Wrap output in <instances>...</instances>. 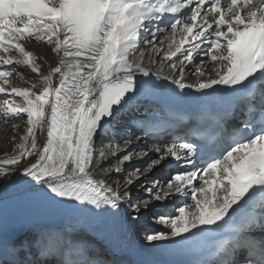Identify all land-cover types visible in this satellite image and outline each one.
Listing matches in <instances>:
<instances>
[{"label":"snow or ice","instance_id":"1","mask_svg":"<svg viewBox=\"0 0 264 264\" xmlns=\"http://www.w3.org/2000/svg\"><path fill=\"white\" fill-rule=\"evenodd\" d=\"M166 30L171 38L166 47L160 40L158 47V36ZM33 39L58 58L46 71L26 47ZM146 50L161 57L156 73L145 66ZM203 58L213 64L211 73L204 70ZM197 61L196 80L186 83V70ZM154 63L150 56L149 64ZM19 66L35 75L25 80ZM165 67V79L181 91L195 89L209 102L221 94L248 93V118L229 147L208 158L194 142L133 152V142L126 140L123 149L109 148L113 156L123 152L115 171L148 157L145 166L125 176L123 186L95 179L91 169L97 138L110 134L112 121L144 89L155 87L152 77L158 80ZM137 74L147 79H137ZM17 78L27 86L13 83ZM219 85L225 88L217 89ZM0 94L13 97L0 98V118L24 121L22 130L12 124V140L19 135L14 152L19 151L0 160V264H40L67 225L106 232L118 247L148 212L168 230L146 234L145 240L152 247L178 246L222 228L230 210L239 214L257 199L264 207V0H0ZM38 133H46L44 142L38 143ZM99 155L106 159L105 151ZM22 161L28 163L21 167ZM173 166L183 171L164 185L141 179ZM134 188L147 197L134 198ZM189 195L193 203L179 200ZM173 197L179 214L160 213L161 202ZM10 199L44 204L65 227L17 240L4 215ZM260 227L264 230V219ZM242 246L234 237L226 255Z\"/></svg>","mask_w":264,"mask_h":264},{"label":"bare ground","instance_id":"2","mask_svg":"<svg viewBox=\"0 0 264 264\" xmlns=\"http://www.w3.org/2000/svg\"><path fill=\"white\" fill-rule=\"evenodd\" d=\"M169 38H171V32L170 31H167V32H164V33L159 34L158 40H157V46L160 47L161 45L159 44V41L160 40H163L165 42L163 46L166 47ZM175 39L177 41H179V39H180L179 35ZM26 45H27L28 49L30 51H32L39 58L38 59V62L42 64V66L44 67V70L45 71L47 70V68L50 65H54L57 62V59L58 58L55 56V54H53L50 51L49 46L46 45L45 43H43V42H37V41H35L33 39V40L28 41ZM143 47H141V48H143ZM150 56L153 57L156 60V63L149 64V57ZM136 58H138V56ZM173 59H175V58H173ZM203 59H205V61H206L205 64H204V66H203L204 67V70L206 72H208V73H211L213 71V64L210 61H208L207 58H203ZM160 61H161L160 55H157L154 52L150 53L147 50L145 51V59H144L145 66H150L153 73H156L159 70ZM199 66H200L199 65V61H197L196 64L189 66V68L186 70V75H187V79L185 81L186 83H193L196 80V76L193 75L192 73L194 72L195 68L196 67H199ZM18 71H19V73L21 75L24 76V79L25 80L30 79L31 77H33L35 75V74L29 73L22 66H19L18 67ZM168 75H169V69L167 67H165L164 70H163V72L160 73V77L165 78ZM137 76H139V74H137ZM166 80H168V79H166ZM13 83H15L17 86H21V87L27 86V85L24 84V81L23 80H20L19 78L15 79L13 81ZM0 98L12 99L13 97H11V96H7L6 97V96H4V94H0ZM15 99L19 100L20 98L15 97ZM126 111L127 110H125L121 115L125 114ZM13 123L19 124L21 130L24 127V121L23 120H19V119H17V120H10L9 122L5 123L4 120H3V118H0V160L6 158V155L11 156L13 154H16V152L19 151L18 149H16L15 152H14L15 145L19 142V135H17V139L16 140H12L11 137L13 135H15V133H13V131H12V124ZM129 123H130V121H126L125 122V124H127V126L132 131V133H136V131L131 128V126L129 125ZM120 124H124V123H121L120 122ZM101 137H102L103 141H102V144H101V147L99 148V150L105 151L106 159H101L100 155L98 154L99 155V159L98 160H94V165H93V167L91 169V171L93 173V176H94L95 179H106L107 182L111 186H113V187L116 186V182L117 181H119L120 184H121V186H123L124 177L129 174V170L130 169H128V170L125 169L124 172L117 173L115 171V169L113 170V169H108L107 168L108 165H110L113 161L116 160L118 162V157H121L123 155V152H118L115 156L111 155V153L109 151V148L110 147L111 148H115V147H117L119 145H116L113 142H111V139H110V137L108 135L101 136ZM135 138H136V140L139 139L140 145H143V146L144 145H148V143L150 142V139L149 138H147L146 136H142L140 134L139 135H135ZM45 140H46V133H38V143H42ZM127 140H130V139H127ZM122 145L119 146L121 149H123V147H124V145L123 146ZM169 145H172V144L162 145V147L163 146H169ZM138 149L139 148L134 143H132L130 145V150L131 151L137 152ZM99 150H98V152H99ZM152 158H154V157H152ZM26 163H28V161H22L21 162V167H23L24 164H26ZM131 167H136L137 168L138 166H135L134 164H132ZM101 168H103L102 170L105 171L104 174H101L102 173L101 172L102 171ZM162 171L158 172V174L155 175V176L152 174L151 175V179H149V177H148L149 180L147 182L149 183V185L152 182H155V181H159L161 185H164L165 184V182H164V178L165 177L162 176L163 175V172ZM118 178L120 180H118ZM137 195H139V197H144V196H142V193H141L140 190H138ZM175 199L176 198L173 197L169 201H166L165 202V207L162 208L161 210L159 209L158 211L160 213H163V214H166V215L167 214L178 215L179 213H178V209L175 206ZM171 201H173V203H171ZM186 201H187L188 204L193 203L191 201V199H190V196L186 199ZM181 206H184V205H181ZM170 211H173L174 214H172ZM185 211L187 213L189 211V208L186 207L185 208ZM152 215H153V213H152ZM46 223H49V222H44V221L36 222L35 225H31V224L30 225H27L26 228L21 229V230H17V231H14V232H11V234L14 237H18L21 234H24L25 235L24 237H26V236L27 237H30L33 233H39L42 230L45 231ZM154 224L155 225L153 227L154 229H153L152 232H156V231H167L168 230V229H166V227L164 225L159 224L156 220H155V223ZM136 227H137V229L140 230V232L143 234V236H145L144 235L143 225L141 223V219L136 223ZM148 234H150V233H148ZM50 263L51 262H49V260L47 258H45V257H41L40 258V264H50Z\"/></svg>","mask_w":264,"mask_h":264},{"label":"rangeland","instance_id":"3","mask_svg":"<svg viewBox=\"0 0 264 264\" xmlns=\"http://www.w3.org/2000/svg\"><path fill=\"white\" fill-rule=\"evenodd\" d=\"M119 121V120H118ZM118 123V122H117ZM116 124V123H115ZM119 126H121V127H123V125H120L119 124ZM122 128H120V127H116V128H114V132L115 133H117L116 134V136H117V138H118V140L116 141V143H114V144H116V145H119V146H121L122 144L124 145V143H125V141L127 140V139H130L139 149H138V151L137 152H140V151H145V150H147V149H152L154 146H156V145H149V146H145V147H141L140 146V143H139V140H136V138H135V135H137L136 133H132V131L129 129V127L128 126H124V129H122ZM117 131H120V132H117ZM125 133H127V135H126V137H125ZM125 138V139H124ZM138 143V144H137ZM99 143L97 142L96 143V146H95V151H94V156L96 157L95 158V160H98L99 159V153L101 152V150H99V148L101 147L100 145H98ZM122 145V146H123ZM140 146V147H139ZM98 150H99V152H98ZM149 155L151 156V157H154L155 156V154L154 153H149ZM148 160V157H145V158H143V159H134L133 161H131L130 163H126V164H124V165H121L120 167H121V172H124V170L125 169H130L129 170V173L130 172H132L136 167H131V165L132 164H134L135 166H138V167H144L145 166V164L147 163L146 161ZM117 161L115 160V161H113L110 165H108V169H115V167L117 166ZM103 168H101V170H102ZM160 171H162V169L161 170H154L152 173H149V174H147V179H145L144 177H142L141 179H142V181L145 183V184H147V185H149V183L147 182L149 179H151V175L153 174L154 176L155 175H157L158 174V172H160ZM102 173L101 174H104L105 173V171L104 170H102L101 171ZM148 177H149V179H148ZM118 180H120L119 178H118ZM166 181L168 180V177L165 179ZM164 180V182H166ZM138 190L139 189H136V188H134L133 189V197L135 198V197H139V195H137V192H138ZM141 191V193H142V196H144V197H146L147 196V193H144L142 190H140ZM161 203H163V204H165V202H161ZM141 223H142V225H143V229H144V234H148V233H150V232H152L153 231V227H154V223H155V218H154V215H152V213H148V212H146L145 214H144V216H142L141 217ZM24 234H21L20 236H19V238L17 239V240H19V239H23L24 238Z\"/></svg>","mask_w":264,"mask_h":264},{"label":"water","instance_id":"4","mask_svg":"<svg viewBox=\"0 0 264 264\" xmlns=\"http://www.w3.org/2000/svg\"><path fill=\"white\" fill-rule=\"evenodd\" d=\"M20 236V235H19Z\"/></svg>","mask_w":264,"mask_h":264}]
</instances>
